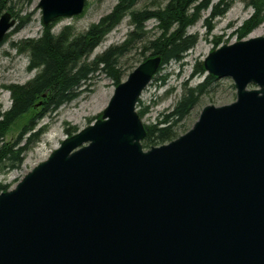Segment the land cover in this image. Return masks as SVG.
Segmentation results:
<instances>
[{
	"label": "water",
	"instance_id": "1",
	"mask_svg": "<svg viewBox=\"0 0 264 264\" xmlns=\"http://www.w3.org/2000/svg\"><path fill=\"white\" fill-rule=\"evenodd\" d=\"M87 0H41L45 26ZM0 18V43L15 27ZM237 100L145 151L137 112L160 57L120 83L102 117L0 193V264H264V36L204 60ZM250 86H256L250 89Z\"/></svg>",
	"mask_w": 264,
	"mask_h": 264
},
{
	"label": "rangeland",
	"instance_id": "2",
	"mask_svg": "<svg viewBox=\"0 0 264 264\" xmlns=\"http://www.w3.org/2000/svg\"><path fill=\"white\" fill-rule=\"evenodd\" d=\"M40 1L0 0V18L5 12H10L16 21L15 27L0 43L1 113L9 110L13 103L8 87L16 84L24 85L36 76L37 71L29 70V53L21 52L19 45L27 39H39L43 35L45 25L39 6ZM168 1L139 0L132 11L164 8ZM221 2L228 5L227 12L221 17L212 19L211 15L215 6ZM251 2L252 0H210V7L201 11L199 19L188 29V33L196 37L195 46L186 54L183 62H171L160 67L151 84L141 95L137 112L144 126H155L164 121L187 91L197 88L206 79L209 74L203 62L207 55L221 45L240 41V27L254 14ZM117 4L118 0H87L81 15L57 19L53 32L59 35L65 28L70 27L72 39L80 37L92 25L98 24L102 18L111 14ZM225 4H220L219 10L224 9ZM134 27L131 16L128 14L94 52L82 60V63L90 64L110 47L125 44L129 34L135 30ZM139 35L135 41L128 44V51L119 57L117 68L123 74L122 82L150 56L149 51H146L144 55V48L150 40L160 35L157 22L151 20L145 23L143 33L139 32ZM252 35L253 37L264 36V21L242 40L251 38ZM116 87L115 82L105 72L98 70L81 87L79 90L81 93L77 99L55 111H44L40 103L31 113L16 120L9 131L0 137V144L9 147L14 153L21 148H28L22 155L23 161L17 168L13 169L0 164V184L8 185L9 190L15 188L26 174L45 161L66 138L77 134L100 119ZM236 100L237 89L231 78L212 80L199 97L197 105L179 123V135H184L193 128L206 106L221 107L230 105ZM144 150L149 149L144 148Z\"/></svg>",
	"mask_w": 264,
	"mask_h": 264
},
{
	"label": "trees",
	"instance_id": "3",
	"mask_svg": "<svg viewBox=\"0 0 264 264\" xmlns=\"http://www.w3.org/2000/svg\"><path fill=\"white\" fill-rule=\"evenodd\" d=\"M138 1L118 0L111 14L102 18L98 24L92 25L80 37L72 39L70 27L56 35L53 29L58 21L55 20L44 26L43 35L39 39H27L20 43V51L28 52L30 55L29 70L37 73L24 85L16 84L8 87L13 103L9 110L0 112V137L9 131L16 120L31 113L40 103L44 111H55L77 99L81 87L98 70L105 72L118 86L123 80V74L117 68L119 57L128 51V44L140 36L139 32L143 33L145 23L148 21L157 22L160 35L148 42L144 48V55L149 51L151 54L148 58L160 57L161 68L171 62L178 63L184 60L196 43V37L189 34L188 29L199 19L200 12L210 7V0H202V3L201 0H169L164 8L132 11ZM220 4L215 6L212 19L221 17L227 12L228 5L225 4L224 9L219 10ZM251 7L254 9V14L240 27V40L247 37L264 21V0H252ZM128 14L131 16L135 30L129 34L127 42L121 46L110 47L90 64L82 63V60L92 54ZM216 79L208 75L197 88L187 91L164 121L155 126H145L147 134L143 140V147L150 149L177 139L180 136L179 123L190 114L197 105L199 97L212 80ZM27 148H21L14 153L9 147L0 144V164L17 168L23 161L22 155ZM8 190V185L0 184V193Z\"/></svg>",
	"mask_w": 264,
	"mask_h": 264
},
{
	"label": "bare ground",
	"instance_id": "4",
	"mask_svg": "<svg viewBox=\"0 0 264 264\" xmlns=\"http://www.w3.org/2000/svg\"><path fill=\"white\" fill-rule=\"evenodd\" d=\"M251 37H253V35Z\"/></svg>",
	"mask_w": 264,
	"mask_h": 264
}]
</instances>
